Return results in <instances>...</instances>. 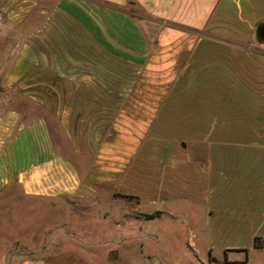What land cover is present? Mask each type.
<instances>
[{
	"label": "crops",
	"instance_id": "1",
	"mask_svg": "<svg viewBox=\"0 0 264 264\" xmlns=\"http://www.w3.org/2000/svg\"><path fill=\"white\" fill-rule=\"evenodd\" d=\"M0 7V45L13 42L0 84L25 90L0 96V197L16 188L69 210L84 205L93 225L76 227L75 240L94 243L85 229L121 230L131 262L138 259L128 244L158 238L148 226L168 218L205 239L203 259L186 244L201 264L210 256L254 264L251 250L264 249L253 246L264 236V0H0ZM136 23L155 25L161 44L133 46ZM132 69L172 86L171 94L155 95L160 105L152 109L146 96L117 93ZM167 100L180 104L165 110ZM23 234L12 238L31 244V231ZM13 257L90 264L64 250Z\"/></svg>",
	"mask_w": 264,
	"mask_h": 264
},
{
	"label": "rangeland",
	"instance_id": "2",
	"mask_svg": "<svg viewBox=\"0 0 264 264\" xmlns=\"http://www.w3.org/2000/svg\"><path fill=\"white\" fill-rule=\"evenodd\" d=\"M142 24L136 23L132 26V45L151 47L155 44H161L157 39V27L152 24ZM145 28L148 30V37L145 36V31L142 32L143 35L140 32ZM5 40L4 38L3 46L0 45V66L3 63L8 64L6 51L10 50L13 43H9L8 40L5 44ZM156 40L157 43H155ZM129 76L131 83L125 87L117 88V93L129 92L130 89L132 94L146 96L151 99L146 104L151 106L152 109L155 108V104L160 105L159 102L153 101L155 95L161 93L170 95L172 92V86H156L153 78L151 80L150 78L143 79L135 69H132ZM165 81L169 82L168 79H165ZM24 91L23 87H9L0 84V96L13 97ZM162 104L165 106V110H172L178 108L180 103L167 100ZM13 189L16 191L12 196L5 194L0 197V264H20V258L15 259L13 257L15 254L25 257L60 250L70 254L74 253L75 256L77 255L81 259L85 257L90 264H201L188 251L186 247L188 238L193 241L196 254L200 259H203L206 255L205 239L196 234V231L179 229L178 221L163 218V220L154 219L148 226L150 232L157 234L158 238L152 239L142 235L141 238H134L128 244L130 249H134L135 255H133L138 259V262L136 260L131 262L128 254L129 249L124 245L123 231L121 230L108 231L106 229L105 231L99 230L97 233L96 229H85L83 231L84 236L94 243L83 241L81 236L75 240V237L78 236L75 233L76 227L81 230L87 224L89 226L93 225V216L84 212V210H87L84 205L73 202L69 210L65 204L54 202L51 204L43 198L25 196L18 193L16 188ZM101 226H105V224L100 223L99 227L101 228ZM30 231L31 244L24 245V240H13L12 238L16 234L22 235L24 232L27 235ZM48 232L57 241L56 245H49L47 242ZM114 232L115 234H113ZM191 233L193 236H190ZM8 238L12 239L7 240ZM213 248V251L218 254L216 247L213 246ZM238 253L233 251L229 254L234 257ZM89 255L93 258H89ZM141 255H144V258ZM250 261L254 264H264V249L251 250Z\"/></svg>",
	"mask_w": 264,
	"mask_h": 264
},
{
	"label": "built area",
	"instance_id": "3",
	"mask_svg": "<svg viewBox=\"0 0 264 264\" xmlns=\"http://www.w3.org/2000/svg\"><path fill=\"white\" fill-rule=\"evenodd\" d=\"M3 20H4V11L2 7H0V22H2ZM208 264H237V263L231 261L211 260Z\"/></svg>",
	"mask_w": 264,
	"mask_h": 264
},
{
	"label": "trees",
	"instance_id": "4",
	"mask_svg": "<svg viewBox=\"0 0 264 264\" xmlns=\"http://www.w3.org/2000/svg\"><path fill=\"white\" fill-rule=\"evenodd\" d=\"M264 27V26H263ZM262 27H259V30L261 29ZM260 37V36H259ZM253 246L255 247H260V246H264V236H255L254 239H253ZM214 259L213 257H209V260H212Z\"/></svg>",
	"mask_w": 264,
	"mask_h": 264
},
{
	"label": "water",
	"instance_id": "5",
	"mask_svg": "<svg viewBox=\"0 0 264 264\" xmlns=\"http://www.w3.org/2000/svg\"><path fill=\"white\" fill-rule=\"evenodd\" d=\"M259 36L264 39V27L259 30Z\"/></svg>",
	"mask_w": 264,
	"mask_h": 264
}]
</instances>
